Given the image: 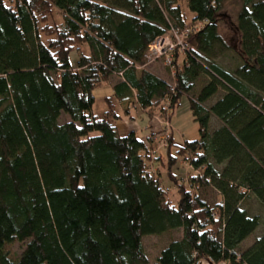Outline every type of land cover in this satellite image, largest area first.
I'll list each match as a JSON object with an SVG mask.
<instances>
[{
	"label": "trees",
	"instance_id": "1",
	"mask_svg": "<svg viewBox=\"0 0 264 264\" xmlns=\"http://www.w3.org/2000/svg\"><path fill=\"white\" fill-rule=\"evenodd\" d=\"M174 32H187L180 46ZM164 36L176 45L170 78L153 72L164 56L149 54ZM227 52L231 71L217 62ZM111 77L95 115L93 92ZM183 96L197 140L168 133L157 154L151 139L118 134L135 107L170 122ZM253 198L264 207V0H0V264H149L142 239L176 230L155 264H264Z\"/></svg>",
	"mask_w": 264,
	"mask_h": 264
},
{
	"label": "rangeland",
	"instance_id": "2",
	"mask_svg": "<svg viewBox=\"0 0 264 264\" xmlns=\"http://www.w3.org/2000/svg\"><path fill=\"white\" fill-rule=\"evenodd\" d=\"M179 2L184 5V0H179ZM229 13L231 11H233L232 8H229L227 10ZM184 12L186 14H188V11L186 10V8L184 7ZM232 16H227L226 18L223 19V21H221V24L219 26V32L221 33V35L226 39V41L228 43H230L231 40V36L233 34L232 31ZM189 20V19H188ZM166 41H165V49L169 50L170 46L173 45V39L172 36H166ZM182 40V39H180ZM169 54V53H167ZM167 56L163 57V59H160L158 63H156L155 65L159 66L158 68L162 71L163 75L165 77H169V70L168 69V65L166 62ZM78 61V54L77 52H72L69 55V64L68 66L70 67H74L76 65ZM218 64H220L221 66H223L224 68H226L227 70L231 71L234 69L236 62L233 58V55L231 53H226L224 55L223 58L219 59ZM154 65V66H155ZM45 67H48L50 69H54L55 67L50 64V63H45ZM63 69V68H62ZM198 84V83H197ZM108 85V84H107ZM107 85H104L101 88L96 89L93 92V95L95 97V104L93 106V113L95 115H100L101 113H103V111H105V105L103 102V98L106 97V91H107ZM200 86L197 87L196 86V90H194L192 92V95L195 96L196 93H198L200 90ZM221 92V91H219ZM221 93L216 94L215 96H213L210 100H208L204 106H206L207 108L210 107L211 105H214L219 99H220ZM66 118V116H63L62 119ZM137 118V117H136ZM60 120V122H63V120ZM127 120V118H123L118 125V129L123 128V125H129V127L131 126H139L140 130L137 131V136L140 140H146L144 139L145 135L147 133L150 134L151 133H155L157 134V132L159 131V127H152L148 130H144L142 126H140V124L137 122V120ZM162 126L161 128L163 129L165 126V130L167 133L165 135V133H163V136L161 133L159 134V147L161 149V153L164 152V149L167 146V136L170 130V125L172 128V132L174 134V137L176 140L180 141L182 140V138L184 137V139L182 141H192L195 139H198L199 137V133H198V124L196 122H194V118L192 115V112L190 110L189 107V99L186 96H183L181 101H180V106L176 107L172 113L171 116V120L170 123L169 122H161ZM167 125V126H166ZM219 122L217 121V119L213 116L210 117L209 119V126H208V132L210 134H212L216 129H218L219 127ZM119 134V133H118ZM153 138V137H152ZM147 141V140H146ZM156 147V146H155ZM154 170H157L156 167H153ZM163 169V168H162ZM159 170V169H158ZM161 170V168H160ZM163 170H161L162 172ZM187 171H190L188 168L186 167H181L178 169V174L179 175H183L185 174ZM166 179V178H165ZM167 182V181H166ZM165 186H169L167 183H165ZM170 188V187H168ZM169 194H170V198L176 202L177 201V195L176 192L173 188H171L169 190ZM202 198L204 200V202L209 206V207H213L219 200V196L217 194V192L212 189V188H208L206 190H204L203 194H202ZM248 206H245L246 210L249 212L250 215H252L253 213H251L249 210H251L252 208H256V210L258 212H256V215L261 216L260 213L263 214L264 217V207L259 203V201L255 198H253L250 203L247 204ZM253 206V207H251ZM255 212V209H252ZM263 233V225L262 223L257 227V229L242 243L241 247H240V251L245 250V248L249 247L254 241L255 239H257L258 237L261 236V234ZM182 238V231L181 230H176L170 233H166L164 235L161 236H149V237H144L142 239V244H143V248H144V252L146 254V257L149 261V264H155L157 258L159 257L160 252L172 241H177L180 240ZM23 245H19L16 244L14 246H12V250L15 253H21V251L23 250Z\"/></svg>",
	"mask_w": 264,
	"mask_h": 264
},
{
	"label": "crops",
	"instance_id": "3",
	"mask_svg": "<svg viewBox=\"0 0 264 264\" xmlns=\"http://www.w3.org/2000/svg\"><path fill=\"white\" fill-rule=\"evenodd\" d=\"M189 19L191 18V16H189L188 17ZM159 66H157V65H155V66H153V72L155 73V74H157L158 76H161V77H164V75H163V73H162V71L158 68ZM119 82V79L117 78V77H111V79H110V81H109V84L107 85V91H106V94H105V96L106 97H109V96H111V94H112V87L116 84V83H118ZM105 98V97H104ZM103 98V99H104ZM132 103H136V100H135V98H133L132 99ZM121 109L122 110H125L126 109V107H127V102H125V103H122L121 104ZM130 117H133L135 120H137V122L140 124V126H142L143 127V129L144 130H148V129H150V128H152V127H159V131L157 132V134H155V133H151L150 132V134L149 133H147L146 135H145V137H144V139H146V140H140V141H143L144 143H148V141L151 139L152 140V142H153V146H154V148H155V152L158 154V153H160L161 152V149H160V147H159V139H160V137H159V134L161 133V131H162V128H161V126H162V124H161V122L158 120V119H156V118H154L152 121H149V120H147L146 118H145V115L140 111V109H138V108H133L131 111H130ZM137 117V118H136ZM126 118V117H125ZM129 119H127V120H125V121H128ZM129 122V121H128ZM170 123V122H169ZM138 130H140V127L139 126H131V127H129V125H123V128H121V129H118V133H119V135L121 136V137H125V136H127L128 134H130V133H135V134H137V131ZM169 133H172V135H173V139H174V142H175V144L177 145H180V144H182L184 141H182L183 139H184V137L182 138V140H180V141H178V140H176L175 139V137H174V134H173V132H172V128H171V125H170V130H169ZM153 137V138H152ZM195 140H197V139H195ZM150 142V141H149ZM156 146V147H155Z\"/></svg>",
	"mask_w": 264,
	"mask_h": 264
},
{
	"label": "built area",
	"instance_id": "4",
	"mask_svg": "<svg viewBox=\"0 0 264 264\" xmlns=\"http://www.w3.org/2000/svg\"><path fill=\"white\" fill-rule=\"evenodd\" d=\"M186 34H187V32H184V33H182L180 35H178L177 32L173 33V37H174L175 41H177V46L181 45V41L182 40H180V39H183ZM166 39H167L166 36L157 38L152 43V45L150 46L149 54H150V56H153V57H160V56H165L166 57L167 56V58H165V59H166L167 65L169 67V66H171V63H172L171 51H173V49L175 48L176 45L173 43L174 46L171 45L169 50L165 49V46H166L165 41H166ZM167 53H169V54H167ZM165 132H166V130H165V126H164V128L161 131V134L163 135V133H165ZM166 134L167 133H165V135ZM165 135H163V136H165Z\"/></svg>",
	"mask_w": 264,
	"mask_h": 264
},
{
	"label": "water",
	"instance_id": "5",
	"mask_svg": "<svg viewBox=\"0 0 264 264\" xmlns=\"http://www.w3.org/2000/svg\"><path fill=\"white\" fill-rule=\"evenodd\" d=\"M197 264H215V263H213L209 259H204V260L199 261ZM219 264H227V263H219Z\"/></svg>",
	"mask_w": 264,
	"mask_h": 264
}]
</instances>
